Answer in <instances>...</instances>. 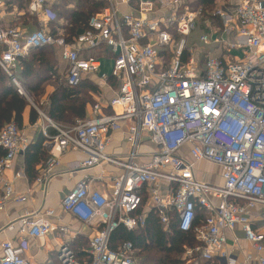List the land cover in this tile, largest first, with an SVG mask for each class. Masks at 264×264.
I'll return each instance as SVG.
<instances>
[{"label":"built area","instance_id":"obj_1","mask_svg":"<svg viewBox=\"0 0 264 264\" xmlns=\"http://www.w3.org/2000/svg\"><path fill=\"white\" fill-rule=\"evenodd\" d=\"M107 1L103 12L92 17L72 42H67L63 31L54 34L46 26L34 32L5 27L0 1V68L9 77L31 50L59 48L68 65L66 85L74 88L86 76L101 72V60L93 53L107 46L113 61L111 76L120 85L108 103L111 113L96 104L89 119H78L71 126L52 122L36 108L45 120L40 129L50 152L37 178L39 184L51 180L61 158L72 151L86 155L75 170L105 164L120 169L111 177L108 191L93 187L94 181L105 179L103 175L87 177L62 200L64 212L97 230L87 254L78 259L72 248L76 236L68 226L55 225V211L47 210L27 213L11 226L13 230L17 225L23 244L3 242L0 264H31L23 255L24 238L45 239L56 232L63 240L60 264H139L133 244L112 249V236L119 228L143 229L152 211L166 229L175 224L181 232L195 233L200 246L185 250L194 264H198L196 256L205 262L218 259L238 264L227 249L228 233L237 228L258 254L259 264H264V233L254 226L255 212L264 209V0H231L229 4L219 0L204 19L207 33L199 45L190 39L203 15L189 10L186 0ZM50 2L32 0L28 13L43 24L57 22ZM121 4L131 12L122 13ZM123 128L127 153L108 155L113 134ZM30 144L15 122L0 132L4 151L0 214L12 201H28V194L19 195L6 173ZM144 146L150 150L142 151ZM185 146L194 161L220 167L222 185L196 179L194 164L179 155ZM198 211L204 218L196 225ZM251 259L247 255L246 261Z\"/></svg>","mask_w":264,"mask_h":264},{"label":"trees","instance_id":"obj_2","mask_svg":"<svg viewBox=\"0 0 264 264\" xmlns=\"http://www.w3.org/2000/svg\"><path fill=\"white\" fill-rule=\"evenodd\" d=\"M228 4L231 0H223ZM32 0H7V5L18 7L19 10L25 11V15L10 21L14 26L16 23H22L24 26L29 25L33 30L40 29L36 18L28 13V7ZM72 5V6H71ZM108 6L107 0H59L53 5L52 10L58 16V21L50 24L54 34L63 31V35L67 42L73 39L81 30L88 27L92 17L100 14ZM187 6L192 11L202 12V21L211 16L212 12L217 8V0H187ZM64 20L67 25L63 26L60 20ZM34 32V31H32ZM201 34V35H200ZM204 34L199 33L198 37ZM176 39L178 36L175 34ZM100 49L93 53L96 58L111 59L110 50ZM215 55H220L213 50ZM188 53V52H187ZM60 57L54 50L48 48L31 50L29 56L20 61L16 72L9 77L0 68V132L5 125L15 122L21 129L23 126V114L29 101L23 96L14 83V79L22 86L28 96L37 100V96L44 91V86L49 82L55 84V91L49 97V105L44 111L42 107L36 105L52 122L61 126H71L78 119L86 118V108L88 105L94 104V99L88 92L82 91L80 85L70 88L64 82V69L60 63ZM68 69V68H67ZM92 90L94 88H91ZM90 91L95 93L94 90ZM38 102V100H37ZM40 103V101H39ZM39 119V113L32 109L31 123H35ZM4 156V151L0 148V159ZM25 156L26 174L29 179L34 180L39 177L36 167L49 159V154L44 147V138L41 137L36 143L30 144ZM204 218V213L198 211L196 225L200 224ZM72 248L77 254L78 259H83L87 254L83 241H79L77 245L85 250L78 254L75 242ZM132 243L136 252L139 264H186L187 260L183 258L186 248H196L200 243L196 240L193 231L181 232L175 224L166 229L160 221L158 214L152 211L146 221V226L137 231H128L125 228H119L112 236L111 247L116 249L120 244ZM200 261V260H199ZM198 264H214L211 262L200 261Z\"/></svg>","mask_w":264,"mask_h":264},{"label":"crops","instance_id":"obj_3","mask_svg":"<svg viewBox=\"0 0 264 264\" xmlns=\"http://www.w3.org/2000/svg\"><path fill=\"white\" fill-rule=\"evenodd\" d=\"M3 4V12H4V19L3 24L5 27H15L19 28L26 32L35 31L29 25L24 26L22 23H16L14 26L10 23L11 19L16 20L25 15V11H21L18 7L14 6L12 10V6L7 5V0H0ZM50 7L52 9L53 5H55L59 0H50ZM117 3L120 0H115ZM219 0H217L218 3ZM227 3V2H225ZM72 6V5H71ZM119 9L122 13H130V7L126 5H120ZM32 16V15H31ZM34 17V16H32ZM155 17V16H153ZM39 27H49L50 24H43V22L37 18ZM81 30L80 32H82ZM79 32V33H80ZM64 33V32H63ZM78 33V34H79ZM78 49L81 46L76 45ZM103 50H110L107 46H104ZM214 48V47H210ZM52 49V48H48ZM56 49L58 55L60 57V63L62 64V68L64 69V82L66 75H67V68L68 65L66 62L63 61L61 57V49ZM83 49V48H81ZM215 50V49H214ZM85 55L90 54L89 52H84ZM106 58H102V60ZM112 61L111 59H108ZM103 67V65H102ZM106 75V78H101V76ZM82 91L88 92L91 94L94 99V104L88 105L86 108V118L89 119L91 117L92 109L96 104H100L103 107L105 113H111L112 111L108 107V103L110 99L119 91V83L116 81L114 77L111 75L108 76L106 73L101 72L94 75H88L83 79L81 83ZM94 88V92H90ZM44 93L40 97V104L42 105L43 110L45 111L49 105V97L55 91V84L53 82H49L44 86ZM92 90V91H93ZM43 97V98H42ZM37 106L30 105L27 107L23 114V126L21 130L25 133L29 138L32 144L36 143L41 137V125L45 124V120L40 116L39 119L35 123H31V114L32 109H36ZM41 111V110H40ZM42 112V111H41ZM44 113V112H42ZM44 116L48 118L45 114ZM35 125H38V128H35ZM143 149H147L144 152H148L150 148L148 146H144ZM47 150V149H46ZM128 151V146L125 140V128L123 130L116 132L112 136L111 144L107 148L108 155L112 156H124ZM49 157L50 152L47 150ZM180 156L186 158L189 162L194 164V173L195 177L198 181L214 184L213 179L219 178L220 183L219 185L223 184L222 180V172L219 166L214 164H209L207 162L199 161L196 162L190 156V148L189 146H185L180 152ZM25 156L20 155L14 162L12 169L8 170L6 175L7 177L14 182L16 192L20 195L28 194V201L25 203H18V202H10L8 204L7 211L5 213L0 214V255H1V245L3 242L9 240L13 241L15 245L19 246L23 244V237L19 234L17 225L15 229H11V226L18 222L19 218L24 216L27 213H34V212H46L47 210H54L55 216L52 218V222L55 225L59 226H68L71 230V233L76 236L78 239L74 245L77 247L78 254L84 252L82 247L77 245L79 241L83 242H90V238L94 236L97 232L95 228L88 227L84 224L79 223L70 214L64 212L62 207V200L63 198L73 190L77 184L81 181L85 180L87 177L92 178H99L102 175L105 179L97 180L93 182V187L96 189L108 191L110 186V179L114 174H119L120 169L116 168L112 165L105 164L102 168L91 169V170H83L78 169L77 166L82 163L86 159V155L81 152L72 151L65 154L60 161V166L55 170V176L49 180L45 185H41L37 182V179L31 180L28 178L26 174L25 168ZM46 165V164H45ZM44 163L39 164L36 169L41 174L43 171ZM69 171H73V174H68ZM18 173H21L22 177H16ZM39 174V176H40ZM255 223L254 226L257 230L264 233V209L261 208L255 212ZM26 247L24 249V257L31 263V264H60L58 261V251L60 246L63 243L62 238L56 232L51 234L49 237L45 239H31L25 237ZM236 239L238 240L236 242ZM227 249L230 252H233L235 257L237 258L238 264H259L257 257L258 254L254 252L252 249V245L245 239V235L242 232L241 228H237L234 233H228V244ZM264 254V252H263ZM247 255H251L252 259L250 261H246ZM200 261H203L199 258ZM214 264H226L224 260H214Z\"/></svg>","mask_w":264,"mask_h":264},{"label":"rangeland","instance_id":"obj_4","mask_svg":"<svg viewBox=\"0 0 264 264\" xmlns=\"http://www.w3.org/2000/svg\"><path fill=\"white\" fill-rule=\"evenodd\" d=\"M186 4H187V0H186ZM189 10H191L190 8H189ZM192 11V10H191ZM37 20V19H36ZM38 21V20H37ZM60 23L63 25V26H66L67 25V23L62 19V20H60ZM50 27V26H49ZM201 31H203L204 32V34L205 33H207V25H206V22H205V20H201L200 22H199V28L197 29V31H195L194 32V34L192 35V37H191V39H190V43L191 44H200V37H198L199 36V33L201 32ZM201 35V34H200ZM200 47V46H199ZM49 50H54L55 52H57V50L56 49H49ZM58 53V52H57ZM234 55H238V53H234ZM59 56V55H58ZM102 65H103V67H102V72H104V73H106L108 76H110L111 74H112V72H113V61H111V60H108V59H103L102 60ZM62 78H64L63 76H62ZM45 90V89H44ZM43 93H44V91L41 93V94H39L38 96H37V100H38V102H37V100L36 99H33V97H31V96H28V103H29V105H39L40 107H42V105L39 103V101H40V97L43 95ZM43 98V97H42ZM38 108V107H37ZM147 149H142V151H146ZM213 179V181H214V184H216V185H219V183H220V180H219V178H214V176L213 177H211V180ZM87 244L89 245V242H88V239H87V242H85L84 243V248L87 250ZM183 258L185 259V260H187V258H186V256H185V253H184V255H183ZM200 262L199 261V257L198 256H196L195 257V262ZM186 264H194V262L192 261H188L187 260V262H186Z\"/></svg>","mask_w":264,"mask_h":264}]
</instances>
